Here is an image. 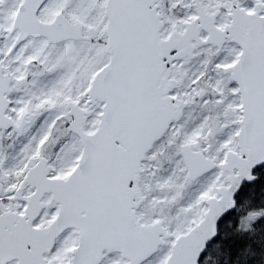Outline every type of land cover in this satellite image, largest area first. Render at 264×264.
Wrapping results in <instances>:
<instances>
[{
  "label": "snow or ice",
  "instance_id": "6c2138e0",
  "mask_svg": "<svg viewBox=\"0 0 264 264\" xmlns=\"http://www.w3.org/2000/svg\"><path fill=\"white\" fill-rule=\"evenodd\" d=\"M0 264H264V0H0Z\"/></svg>",
  "mask_w": 264,
  "mask_h": 264
},
{
  "label": "rangeland",
  "instance_id": "374dc122",
  "mask_svg": "<svg viewBox=\"0 0 264 264\" xmlns=\"http://www.w3.org/2000/svg\"><path fill=\"white\" fill-rule=\"evenodd\" d=\"M32 71L35 72V71H38V69L34 68V69H32ZM46 80H47L46 77H38V78H37V83H36L35 85H31V84H29V85H28V88H29L31 91L36 92V91H38L40 88H42V87L44 86V84L46 83ZM17 95H25V93H17ZM25 98H27L26 95H25ZM198 112H199V109L195 107V109H194L193 111H191L190 114L188 113L187 116H191V118H193V117L196 118ZM193 123H194V122H193ZM193 123H192V124H193ZM192 124H191V125H192ZM24 139H25L24 137H23L22 139H20V140H17L16 138H12V139H9V140L6 141V144H7L9 147H6V148H4V149H2V150H5V151L8 152V154H9V162H10V163L14 162L13 157L15 156V150H14V147H11V146L18 147L21 143L24 142ZM168 158L171 159L172 157L169 156ZM165 163H167V160L165 161ZM166 167H167V166H166Z\"/></svg>",
  "mask_w": 264,
  "mask_h": 264
},
{
  "label": "flooded vegetation",
  "instance_id": "af4514ba",
  "mask_svg": "<svg viewBox=\"0 0 264 264\" xmlns=\"http://www.w3.org/2000/svg\"><path fill=\"white\" fill-rule=\"evenodd\" d=\"M194 109H195V106H191V107H186L185 110H184V115H183L182 119L184 121H186L189 126H191V124L195 121V117L191 118V116H187V114L188 113L190 114V112L193 111ZM22 138L23 137H19V138H16V139L20 140ZM166 166H167V163H164V167H166Z\"/></svg>",
  "mask_w": 264,
  "mask_h": 264
}]
</instances>
